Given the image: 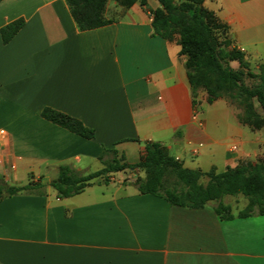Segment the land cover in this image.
Returning <instances> with one entry per match:
<instances>
[{"label": "crops", "instance_id": "crops-1", "mask_svg": "<svg viewBox=\"0 0 264 264\" xmlns=\"http://www.w3.org/2000/svg\"><path fill=\"white\" fill-rule=\"evenodd\" d=\"M158 7L136 3L113 23L80 31L66 0L0 2V28L24 21L8 43L0 37V155L16 165L11 183L1 176L0 183L46 184L60 166L92 173L102 169L100 158H112L104 150L133 164L148 142L204 173L256 156L257 137L224 101L208 104L199 93L192 105L177 35L153 34ZM202 7L227 27L244 60L264 64V0H204ZM45 107L79 120L94 138L44 120ZM121 174L68 198L47 185L3 194L0 264H264V215L221 220L212 203L172 206L112 182Z\"/></svg>", "mask_w": 264, "mask_h": 264}, {"label": "trees", "instance_id": "trees-1", "mask_svg": "<svg viewBox=\"0 0 264 264\" xmlns=\"http://www.w3.org/2000/svg\"><path fill=\"white\" fill-rule=\"evenodd\" d=\"M114 1L127 10L136 3L145 8L148 0ZM156 1L159 7L152 12L153 34L166 40H172L174 35H177L180 54L186 57L185 69L191 89L192 105H195L199 88L206 90L208 104L221 97L224 88H229L245 99L255 98L264 110V64L259 65V88H248L240 83L239 72L230 69L224 61H238L241 66H246L243 55L235 48H229L231 42L227 37L224 43L226 49H217L215 31L221 29L227 36V27L212 12L202 7L204 0H183L179 3H174L173 0ZM66 3L80 31L93 30L115 21L105 18L107 0H66ZM23 24L22 19H17L1 27L2 43H8ZM40 116L84 139L94 138L92 129L67 114L45 107ZM109 152L113 155L112 158H100L102 169L92 173L84 174L69 166H60L57 177L46 184L30 181L25 186L17 187L0 183V198L3 194L11 196L19 192L37 191L46 185L56 192L58 198H68L94 184H109L111 175L115 173L125 170L134 173L135 170L141 169L146 177L143 182L135 183L138 192L163 198L172 206L202 209L212 203L214 214L221 220L264 215L262 163L239 162L235 167H228L221 173H204L184 168L168 154L166 147L158 142L146 143L144 153L133 164L125 162L123 156L118 157L114 150H104V155ZM167 174H172L176 179V185L172 189L165 187L164 179ZM203 177L207 178L205 185L200 183ZM237 195L246 198L247 205L234 215L222 199L225 196Z\"/></svg>", "mask_w": 264, "mask_h": 264}, {"label": "rangeland", "instance_id": "rangeland-1", "mask_svg": "<svg viewBox=\"0 0 264 264\" xmlns=\"http://www.w3.org/2000/svg\"><path fill=\"white\" fill-rule=\"evenodd\" d=\"M124 11L122 7L116 4L114 0H107L105 12L111 18L115 19L120 16ZM216 41H217V49L224 50V43L227 36L224 35V32L219 29L215 31ZM228 40V39H227ZM231 42L230 40H228ZM232 47V43L229 44V48ZM236 51L240 53V51L235 48ZM246 66H241L238 61H224L225 65L230 69L239 72V81L242 85L248 88H259L260 81L257 77L259 72V66L252 65L246 60H243ZM210 84H213L211 80ZM264 90V89H263ZM199 93H203L205 99L207 100V93L204 88H199L197 92V96ZM221 97L216 100L224 101L229 107H231L237 114L238 122L242 125L249 127L250 131L253 135H255V144L257 145L256 156H252L251 158H246L243 161L239 162H258L264 164V110L260 107V105L256 102L255 98L245 99L243 96L237 95L234 89L224 88L221 91ZM215 100V101H216ZM214 101V102H215ZM238 162V163H239ZM237 163V164H238ZM236 164V165H237ZM235 165V166H236ZM234 166V167H235ZM99 167L93 166L88 172H93L97 170ZM121 176L117 179H112V182H124L131 183L136 187L135 183L140 181L143 182L145 180V172L141 169L135 170V172L131 175L129 170H125L121 172ZM20 178V176H19ZM48 178V177H47ZM50 178H55V175H50ZM113 178V177H112ZM132 179V180H131ZM46 180V179H45ZM165 187L173 188L176 185V179L172 174H167L165 176ZM111 181V180H110ZM207 182V178L203 177L200 180V183L205 185ZM225 205H228L231 208V212L235 215L238 211L242 210L247 205V200L241 195L237 196H228L225 198Z\"/></svg>", "mask_w": 264, "mask_h": 264}, {"label": "built area", "instance_id": "built-area-1", "mask_svg": "<svg viewBox=\"0 0 264 264\" xmlns=\"http://www.w3.org/2000/svg\"><path fill=\"white\" fill-rule=\"evenodd\" d=\"M241 51L240 49H238ZM6 133L2 129H0V139H5ZM235 146L230 148L231 151L236 150ZM16 165L13 161H11L7 156L0 155V176L5 183H11L10 174L15 172Z\"/></svg>", "mask_w": 264, "mask_h": 264}]
</instances>
